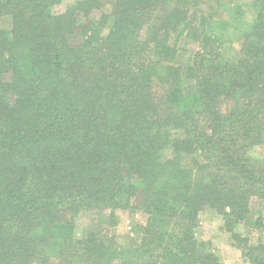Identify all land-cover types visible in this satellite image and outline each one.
<instances>
[{
  "label": "trees",
  "instance_id": "1",
  "mask_svg": "<svg viewBox=\"0 0 264 264\" xmlns=\"http://www.w3.org/2000/svg\"><path fill=\"white\" fill-rule=\"evenodd\" d=\"M111 1L0 0V264H222L207 211L264 264L235 231L264 202V0ZM117 211L137 245L76 236Z\"/></svg>",
  "mask_w": 264,
  "mask_h": 264
},
{
  "label": "rangeland",
  "instance_id": "2",
  "mask_svg": "<svg viewBox=\"0 0 264 264\" xmlns=\"http://www.w3.org/2000/svg\"><path fill=\"white\" fill-rule=\"evenodd\" d=\"M77 0H63L62 4L55 7V12H63L68 5ZM106 4L107 11H111L114 7V3L111 0H101ZM241 0H222V2L228 7H234L240 3ZM247 10V9H246ZM247 18H251L254 14L247 12ZM0 27L8 29L11 27V20L9 17L4 16L0 19ZM191 31V30H189ZM201 33V32H200ZM191 33L185 34L182 38H174L171 43L176 44L178 48V60L182 61L185 69L192 63L193 53L195 50V38ZM167 88L162 89V97H166ZM252 155L257 159H264V144L257 147ZM139 215L117 211L115 213L106 212L92 216L91 221H88L87 217L77 222V236L81 237L83 233L88 229L95 231L105 229L112 231L116 235L119 243L127 246H135L138 244L136 236L133 233L132 224L139 220ZM260 218L262 219L263 228H254L253 223ZM235 231L241 235L243 239L248 240L250 245L264 244V202H259L254 207V212L251 217L241 226L235 227ZM198 238L202 241L210 243L211 246L217 251V255L220 257L222 264H248L246 257L243 254V249L238 245L239 241L234 240L232 233L226 231L224 227V221L221 216H218L212 212H205L200 217V226L198 229ZM205 251L207 246L203 245ZM245 257V258H244Z\"/></svg>",
  "mask_w": 264,
  "mask_h": 264
},
{
  "label": "crops",
  "instance_id": "3",
  "mask_svg": "<svg viewBox=\"0 0 264 264\" xmlns=\"http://www.w3.org/2000/svg\"><path fill=\"white\" fill-rule=\"evenodd\" d=\"M84 234V233H83ZM76 236H77V233H76ZM83 236V235H82ZM81 236V237H82ZM78 237V236H77ZM80 238V237H79ZM212 249H213V251L217 254V251L215 250V248L212 246ZM245 258V257H244ZM246 259V258H245ZM247 260V259H246ZM248 261V260H247ZM248 264H249V262H248Z\"/></svg>",
  "mask_w": 264,
  "mask_h": 264
}]
</instances>
